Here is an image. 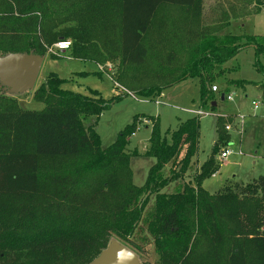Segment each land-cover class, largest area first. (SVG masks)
<instances>
[{
    "label": "trees",
    "instance_id": "1",
    "mask_svg": "<svg viewBox=\"0 0 264 264\" xmlns=\"http://www.w3.org/2000/svg\"><path fill=\"white\" fill-rule=\"evenodd\" d=\"M254 6L261 12L264 0ZM167 8L181 16L168 23ZM203 11L204 0H0V57L44 58L71 39V57L117 64L116 84L136 98L153 101L197 78L203 105L211 101L215 111L212 85L243 50L244 37L220 35L230 22L218 30L202 27ZM246 39L258 57L264 54V44ZM63 83L51 75L36 90L42 111L24 110L0 92V264H92L112 237L153 245L158 264H264V176L214 195L203 188L220 170L217 157L230 143L224 128L232 117L218 119L217 143L202 166L195 161L201 117L167 134L148 118L145 156L156 163L137 187L131 161L139 153L128 146L141 117L106 149L96 131L102 114L128 95L105 101L97 92L64 91ZM261 90L264 99V83ZM91 118L96 121L88 125ZM177 183L176 192L165 193Z\"/></svg>",
    "mask_w": 264,
    "mask_h": 264
},
{
    "label": "rangeland",
    "instance_id": "2",
    "mask_svg": "<svg viewBox=\"0 0 264 264\" xmlns=\"http://www.w3.org/2000/svg\"><path fill=\"white\" fill-rule=\"evenodd\" d=\"M222 12H227L228 17L222 19ZM165 15L168 23L175 17L177 19L181 16L176 8H167ZM227 22H230V26L220 35L242 36L244 47L234 60L223 67L224 73L212 85V87L217 86L220 91L214 93V102L217 104L215 111L210 108L211 101L203 105L200 80L197 78L181 81L165 89L162 97L150 101L141 97L136 98L133 93L116 84L115 79L119 70L117 64L114 65L112 73L106 71L105 74L100 75L97 63L77 60L71 57L70 52L58 55L48 53L44 57L36 86L32 91L15 92L3 87L0 83V92L16 99L22 109L29 111H42L45 108L43 103L34 99V94L51 75H56L64 81L62 90L73 94L92 96V92H97L105 101H112L118 92L122 96L123 94L128 95L113 102L111 108L102 114L96 131L101 137L103 149H106L117 141L128 125L134 123L135 117L140 116L142 122H149V125H137L136 136L130 138L128 146L129 151L139 153V156L131 161L133 183L137 187H143L146 184L149 171L156 163L155 159L145 156L152 134V124L148 118L158 119L162 133L167 134L177 130L180 124L188 119L197 117L194 112L202 110L209 113V116L200 118L199 148L195 161L202 166L212 156L217 143L218 119L232 117L234 119L231 125L233 130L228 131L226 129L228 125L224 128L228 136H231L230 143L222 146L217 157L221 165L220 170L204 182L203 188L214 195L227 185L246 186L264 176V99L261 90L264 75L258 71L256 66L259 62L264 70V54L258 57L256 46L248 45L246 39L254 38L259 44H264V10L257 13L254 0H204L202 27L218 30ZM95 27L97 29V24ZM106 64L108 63L103 62V66ZM241 81L249 84L242 87L240 86ZM223 93L226 94V98L231 96L232 101L227 99L222 101ZM240 118L243 120L241 121ZM95 121L96 119L91 118L87 124ZM224 150L232 152L227 160L221 159V153ZM193 177L194 173L190 172L185 181ZM179 184H173L165 193L173 194L179 189ZM153 206L154 199L151 200L148 211H151ZM113 239L135 252L142 264H158L154 246L143 245L144 242L139 237L130 243L116 237H112Z\"/></svg>",
    "mask_w": 264,
    "mask_h": 264
},
{
    "label": "water",
    "instance_id": "3",
    "mask_svg": "<svg viewBox=\"0 0 264 264\" xmlns=\"http://www.w3.org/2000/svg\"><path fill=\"white\" fill-rule=\"evenodd\" d=\"M44 58L34 54H11L0 57V83L15 92L32 91ZM225 97L222 96V101ZM217 106L216 103L213 104ZM92 264H142L138 255L113 239Z\"/></svg>",
    "mask_w": 264,
    "mask_h": 264
},
{
    "label": "built area",
    "instance_id": "4",
    "mask_svg": "<svg viewBox=\"0 0 264 264\" xmlns=\"http://www.w3.org/2000/svg\"><path fill=\"white\" fill-rule=\"evenodd\" d=\"M72 48V41L70 40H62L56 44H54L50 49H49V53L52 54V55H58L60 53H66V52H69ZM99 66V65H98ZM99 70H100V73L102 74H105L106 71H109V73H112L113 71V65L111 64H107L105 66H99ZM107 75V74H106ZM108 77H110V75H107ZM111 78V77H110ZM118 85V84H117ZM212 91L214 93H219V88L217 86H213L212 87ZM118 94V93H117ZM131 97L135 98L133 95H131ZM228 101H232V97L231 96H228L226 98ZM157 104H160L159 102H157ZM255 105V104H254ZM257 108V106H256ZM194 114L198 117H203V116H209V113L207 112H204L202 110L200 111H197V112H194ZM240 120L242 121L243 118H240ZM144 125H149V122L148 121H144L143 122ZM238 127H239V123L236 124ZM226 129L228 131H232V126L231 125H228L226 127ZM136 135H133V137H135ZM232 152L229 151V150H224L222 151L221 153V159L222 160H227L229 158V156H231Z\"/></svg>",
    "mask_w": 264,
    "mask_h": 264
}]
</instances>
